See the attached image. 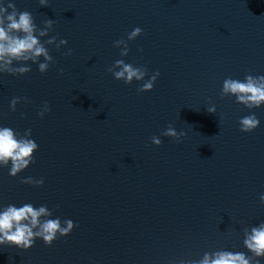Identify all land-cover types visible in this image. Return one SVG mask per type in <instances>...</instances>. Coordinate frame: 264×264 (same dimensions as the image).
I'll return each instance as SVG.
<instances>
[{"label": "water", "instance_id": "95a60500", "mask_svg": "<svg viewBox=\"0 0 264 264\" xmlns=\"http://www.w3.org/2000/svg\"><path fill=\"white\" fill-rule=\"evenodd\" d=\"M0 264H264V0H0Z\"/></svg>", "mask_w": 264, "mask_h": 264}]
</instances>
